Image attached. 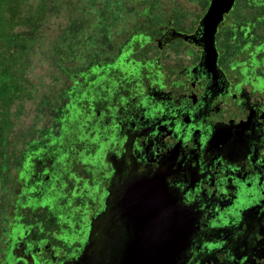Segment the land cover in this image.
Masks as SVG:
<instances>
[{"label":"flooded vegetation","instance_id":"obj_1","mask_svg":"<svg viewBox=\"0 0 264 264\" xmlns=\"http://www.w3.org/2000/svg\"><path fill=\"white\" fill-rule=\"evenodd\" d=\"M214 1H52L65 90L44 117L7 104L0 168L54 195L4 230L1 264H264V0H232L208 45Z\"/></svg>","mask_w":264,"mask_h":264},{"label":"rangeland","instance_id":"obj_2","mask_svg":"<svg viewBox=\"0 0 264 264\" xmlns=\"http://www.w3.org/2000/svg\"><path fill=\"white\" fill-rule=\"evenodd\" d=\"M52 1L54 0H0V115L8 111L19 114L21 117H35L38 106L41 103L42 117L50 113V103L53 100L54 91L50 90V85L56 83L60 92L64 93L63 83L66 78V71H69L72 60L57 53L53 56L54 37L65 28V6H60L58 15L53 13ZM65 3L67 0H60ZM14 6L19 12L17 17H13L10 8ZM142 11V9H140ZM75 12H78L75 10ZM103 23L108 27V21ZM133 24L123 26V32L129 31ZM81 24L74 21L73 49L75 53H80L81 49ZM108 28H106V31ZM120 39L124 36L121 32ZM64 36L59 38L57 49L61 47ZM95 41V45H98ZM98 42V43H97ZM92 44V43H91ZM105 54H100L90 59L96 63L102 56L108 54L110 43L105 42ZM100 46L102 49L104 46ZM70 49L64 46L60 50ZM96 51L99 49L94 47ZM102 53L101 50H99ZM93 52H91L92 54ZM55 55V54H54ZM64 55V54H63ZM81 62V59H79ZM88 59L83 60L86 64ZM119 62V61H118ZM93 63V64H94ZM124 63V59L120 61ZM79 65V64H77ZM80 71V70H78ZM67 80V79H66ZM24 83L28 85L24 88ZM35 83L38 85L39 95L35 99ZM32 87V91H30ZM52 92V95H51ZM48 101V104L46 103ZM48 125L49 121L42 120V127ZM4 129V123L0 122V131ZM4 137L0 134V145ZM6 144V140H5ZM20 149L23 145L19 144ZM15 163L8 171L0 168V176L5 180L10 177L9 182L0 184V242L5 240L4 230L11 228L15 224H27L37 212H43L41 206L50 205L54 192L48 193L42 200L33 198L29 187L32 180L21 178V174L26 166ZM26 165V164H25ZM25 172V171H24ZM63 212L61 208L58 209ZM3 244L0 243V257ZM1 264V261H0Z\"/></svg>","mask_w":264,"mask_h":264},{"label":"water","instance_id":"obj_3","mask_svg":"<svg viewBox=\"0 0 264 264\" xmlns=\"http://www.w3.org/2000/svg\"><path fill=\"white\" fill-rule=\"evenodd\" d=\"M214 2L215 3L211 9V12L209 13L208 18L206 19V22L204 24L205 41L208 45L212 44L213 42V32L216 27L218 18L222 17V11L225 8H227L228 6L230 7L232 0H229L228 3L220 0H216ZM219 2L220 6L218 7Z\"/></svg>","mask_w":264,"mask_h":264},{"label":"trees","instance_id":"obj_4","mask_svg":"<svg viewBox=\"0 0 264 264\" xmlns=\"http://www.w3.org/2000/svg\"><path fill=\"white\" fill-rule=\"evenodd\" d=\"M10 12L12 13V15L14 16V17H16L17 15H18V10L14 7V6H12L11 8H10Z\"/></svg>","mask_w":264,"mask_h":264}]
</instances>
